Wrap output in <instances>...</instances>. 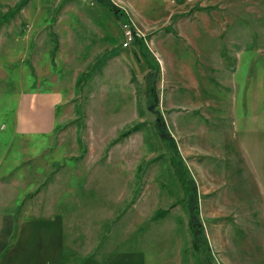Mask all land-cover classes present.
Returning a JSON list of instances; mask_svg holds the SVG:
<instances>
[{
	"label": "rangeland",
	"instance_id": "rangeland-1",
	"mask_svg": "<svg viewBox=\"0 0 264 264\" xmlns=\"http://www.w3.org/2000/svg\"><path fill=\"white\" fill-rule=\"evenodd\" d=\"M96 16L103 28L88 23ZM118 20L143 38L138 62L128 55L138 38L123 48ZM219 58L222 81L211 75L205 90L187 78ZM263 89L264 0H0V264H260L241 258V237L239 261L219 256L206 231L203 241L175 168L197 202L202 163L240 172L226 160L245 159L239 137L260 130ZM199 95L217 100L219 133L203 110L197 133L186 98Z\"/></svg>",
	"mask_w": 264,
	"mask_h": 264
},
{
	"label": "crops",
	"instance_id": "crops-1",
	"mask_svg": "<svg viewBox=\"0 0 264 264\" xmlns=\"http://www.w3.org/2000/svg\"><path fill=\"white\" fill-rule=\"evenodd\" d=\"M117 10V8H111V11ZM39 12H37L38 14ZM89 19L87 20L88 23H91L93 27L96 28H103L100 24V19ZM124 19V18H123ZM38 20H42L38 19ZM108 21V17H107ZM119 23V31H121V20ZM108 29L109 27H104ZM105 31V30H104ZM107 32H104V35ZM102 36V35H101ZM103 37V36H102ZM123 42V41H122ZM140 43L141 49L139 50L137 46L135 49H132V54L135 56V61L138 62L139 56L141 55L142 50V39L139 41L136 39V44ZM123 48H128V46H123ZM144 55V54H143ZM217 59V58H216ZM146 60V59H145ZM150 62V60L148 59ZM208 62V61H205ZM219 63L222 62L221 58H219ZM152 63V62H151ZM214 64V62H213ZM221 64V63H220ZM223 64V62H222ZM222 64L217 65L214 64L211 67L206 66L204 63L203 65L196 67L194 72L190 70L186 71L187 78L189 77H196V80H201L200 84H204V89H207V84H211V75L218 78L219 80H223L225 77V73L222 69ZM153 66V67H152ZM148 70L147 73H152V68L156 65H152ZM128 69L126 70L127 73ZM196 72V75H195ZM127 75V74H126ZM132 76V75H131ZM129 80H130V77ZM146 76V75H145ZM209 78V79H208ZM146 79V78H145ZM185 81V80H184ZM234 84V83H233ZM255 93V92H253ZM60 96V95H59ZM56 97H58L56 95ZM237 104H239L240 97H234ZM255 98V97H254ZM185 99V98H184ZM261 99V123H257V119L255 122V118L252 121L255 122V125L260 126V130L255 128V132L252 130L254 128H246V131L242 133L239 137L240 142L242 143L239 146L240 150L243 151V155L245 159L241 161L238 160L236 153H229V159H227L228 165H235L238 167L239 171L235 174H222L220 173L215 167L216 165L214 162H204L201 165L203 166L204 173L201 179H197V226L199 230L202 232L203 241L207 243L205 237V231L208 233V241L211 243L213 241V245L217 248L218 255H233L232 258L239 261L238 257L240 255V249H238L237 239L239 237L242 238L244 242V253L241 257L242 259L251 262L257 261L260 264H264V89L260 95ZM134 101L130 98V95L127 96L126 102ZM187 103L190 102V107L195 111L193 116L199 119L201 116L200 111L203 110L204 112H208L210 118H208V122H206V127H211L214 129L215 133L218 132V124L224 118V115L220 114L219 112V105H216L217 100L211 96L209 97H197L196 99H188L186 98ZM62 101V97L57 102ZM189 105V104H188ZM232 106V108H231ZM237 106L231 104V98L229 99V112L233 114L236 111ZM124 109L125 106H124ZM133 115V113H132ZM199 115V116H198ZM197 123V133L200 134V120L196 121ZM250 123V124H252ZM185 128V125L182 126ZM50 130H44L43 132H49ZM207 132V131H205ZM232 132L234 133L233 129ZM223 133V132H222ZM221 133V134H222ZM236 133V130H235ZM218 134V135H221ZM231 139V138H230ZM210 144V143H209ZM207 143H203L202 145L198 146V149L203 150L204 157H213L212 149L210 145ZM229 144V141L226 143ZM226 145V146H227ZM228 147V146H227ZM215 158V157H214ZM199 164V163H198ZM202 196V199H201ZM200 198V200H199ZM212 208L213 215H206L210 209ZM211 213V212H210ZM13 225L11 224L8 227V231L12 230ZM201 226V228H200ZM25 227L20 229L18 233V237L16 238V243L18 244L21 242L25 237L23 236ZM6 230V229H5ZM0 233V260L2 254L5 251V247L8 241H5L4 238L1 237ZM38 238V234L34 235ZM24 237V238H22ZM22 238V239H21ZM52 238V237H50ZM49 238V239H50ZM56 240L55 249L57 254H60L57 250L58 247L61 245L60 238L54 237ZM39 241L42 243L41 238H38ZM205 239V240H204ZM47 244L49 247L54 246L53 241L48 240ZM231 246V248H230ZM211 252V251H210ZM212 256L215 254L212 250ZM216 256V255H215ZM235 256V257H234ZM39 256H32L33 260H37ZM59 257V256H58ZM48 259L45 257V260ZM54 257L50 256L49 260H53ZM230 261L231 258H230ZM88 262V257L87 261ZM1 263V262H0ZM85 263V264H86ZM5 264H11L9 261L5 262ZM38 264V262L36 263ZM54 264V263H53ZM58 264H63L61 261H58ZM90 264V263H88Z\"/></svg>",
	"mask_w": 264,
	"mask_h": 264
},
{
	"label": "trees",
	"instance_id": "trees-1",
	"mask_svg": "<svg viewBox=\"0 0 264 264\" xmlns=\"http://www.w3.org/2000/svg\"><path fill=\"white\" fill-rule=\"evenodd\" d=\"M113 7L116 8L114 5H111V8H113ZM111 8H110V9H111ZM119 12H120V11H119L118 8H117L116 12L113 11V13H115V14H116V13H119ZM135 40H136V39H135ZM138 40L140 41V38H138ZM154 72H155V71H152V73H150L151 77H154ZM154 79H155V78H150L149 83L152 84V82L154 81ZM157 98H158V97H157ZM156 101H157V99H156ZM155 123H156L157 126L159 125V123H160V124L163 123V119H162V116H161L160 113H159L158 121L155 122ZM138 125H139V124H136V125H135L133 128H131L129 131H131V130H136ZM129 131H126V132L122 133V136H124L125 134H127ZM159 131H160V130H159ZM164 131H165L164 136L170 138L171 143H172L173 146H174V152L176 153L177 156L180 155V154L178 153V151H177L176 143L173 141L171 135H170L169 132L166 131L165 129H164ZM162 135H163V134H162ZM179 163H180L181 166H182L181 161H180ZM179 163H178V162H175V165H178ZM180 168H181V167H179V168H175V172H176V174H177V176H178V178H179L180 181H182V182H188V183H187V189H188V191H189V194H188V196H189L188 204H189V207H190L189 210H191V211H190V214H191L190 222H191V224H193V223H194V221H193V216H196V217H197V201H196V198H195V196H194V195H195V192H196V189H195V185H194L193 181H192L191 179H188L187 175H185V173L181 171L182 168H181V169H180ZM186 178H187V179H186ZM189 182H190V184H189ZM196 221H197V219H196ZM196 221H195V224H197ZM197 230H198V229H196V231H197Z\"/></svg>",
	"mask_w": 264,
	"mask_h": 264
},
{
	"label": "built area",
	"instance_id": "built-area-1",
	"mask_svg": "<svg viewBox=\"0 0 264 264\" xmlns=\"http://www.w3.org/2000/svg\"><path fill=\"white\" fill-rule=\"evenodd\" d=\"M129 20H126L125 22H122V32L124 33V41L123 46L129 45L136 37L141 38L140 33L138 31H135L131 23H129ZM143 39V38H141Z\"/></svg>",
	"mask_w": 264,
	"mask_h": 264
}]
</instances>
